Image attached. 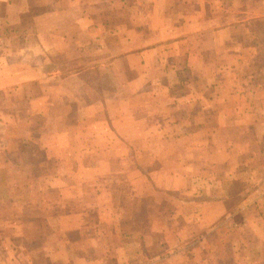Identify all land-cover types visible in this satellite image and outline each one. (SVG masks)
<instances>
[{
  "label": "crops",
  "instance_id": "obj_1",
  "mask_svg": "<svg viewBox=\"0 0 264 264\" xmlns=\"http://www.w3.org/2000/svg\"><path fill=\"white\" fill-rule=\"evenodd\" d=\"M239 2L0 0V89L55 123L38 143L59 139L23 165L39 223L24 250L0 220V264H264V0ZM122 184L165 202L130 241L109 208Z\"/></svg>",
  "mask_w": 264,
  "mask_h": 264
},
{
  "label": "rangeland",
  "instance_id": "obj_2",
  "mask_svg": "<svg viewBox=\"0 0 264 264\" xmlns=\"http://www.w3.org/2000/svg\"><path fill=\"white\" fill-rule=\"evenodd\" d=\"M244 2L245 0H240V6ZM253 23L254 37L256 38L254 44L257 51L251 64L252 66H264V18L258 16ZM239 29H242V27ZM38 109L37 106L31 107L28 101L25 100V90H17L10 95V91L0 89V165L2 166L0 167V215H4V217H0V220L3 226H10L6 236H9L12 242L17 244L20 242L24 250L25 221L28 220L33 224L35 222L39 223V214L34 202L35 197H28L26 196L27 193L25 194V173L37 175L38 171L33 168L25 171L23 165L25 161H32L33 163L42 161L44 159L42 147L47 146L49 150H52L51 146L55 143V140L59 142V139L53 137H42V143L37 142L36 135L43 136L48 129L50 131L55 129V123L52 122L45 123L46 127H39L41 118L37 114ZM65 109L66 107L63 106L59 111L62 113ZM49 162L51 163V161ZM49 162L45 161L46 166L39 169L42 174H46L45 177L50 179L56 177L57 173L69 177V170L63 168L62 170L52 169L50 166L52 164ZM59 166L62 167L63 164ZM88 191L91 193L90 187H88ZM94 191L96 192V189ZM47 194L51 198L55 197V188L48 186ZM110 195L112 198L109 202L110 210L113 212L115 210L121 215L116 222H118L123 233L127 234L129 232V238L124 240H134V236L138 237L139 234H146L145 232L149 226L148 209L150 206L152 210L154 208H157V210L165 208V202L162 201L159 204H153L149 202V198H134L130 187L124 184L111 187ZM61 204L63 208V205L67 203L62 200ZM9 209H14L17 214L16 219L12 221L13 224L5 221L9 214L6 211ZM57 220H59L61 226L69 224L67 218ZM57 225H59L58 221ZM13 229H15V233H17V229H22V237L13 234ZM73 235L75 236L74 233L71 234V236ZM0 236L3 235L0 233ZM32 246L30 245V247ZM1 252L4 253V251H0V254ZM109 264H112V262L110 261Z\"/></svg>",
  "mask_w": 264,
  "mask_h": 264
}]
</instances>
